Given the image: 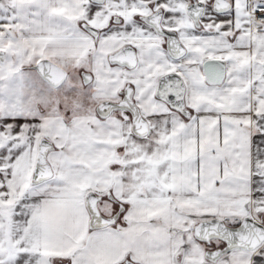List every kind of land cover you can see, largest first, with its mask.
<instances>
[{
    "label": "snow or ice",
    "instance_id": "obj_1",
    "mask_svg": "<svg viewBox=\"0 0 264 264\" xmlns=\"http://www.w3.org/2000/svg\"><path fill=\"white\" fill-rule=\"evenodd\" d=\"M0 264H264V0H0Z\"/></svg>",
    "mask_w": 264,
    "mask_h": 264
}]
</instances>
